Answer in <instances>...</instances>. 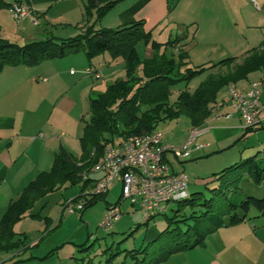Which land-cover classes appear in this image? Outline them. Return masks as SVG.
<instances>
[{
	"label": "crops",
	"instance_id": "crops-1",
	"mask_svg": "<svg viewBox=\"0 0 264 264\" xmlns=\"http://www.w3.org/2000/svg\"><path fill=\"white\" fill-rule=\"evenodd\" d=\"M12 1L14 0L8 2ZM15 2L28 8L30 15L19 21L15 20L17 27L11 28L8 25L10 21L7 15L0 12V32L3 38L23 45L49 38L47 36L51 37L53 33L48 29L53 25L78 27L83 19L82 13L86 0H15ZM236 2L241 3V0H124L100 20L98 27L115 28L142 20L144 29L150 31L152 36L156 30L159 31V34L165 33L167 39L165 37L164 41H159V43L164 44L170 40L180 39L175 42L176 46L173 48L175 50L183 48L187 55L195 50L201 54L211 53L213 50L215 52L220 46L222 47L219 53L221 58L238 57L232 52L239 47V39L232 38L228 33H225L233 28L236 30L238 28L237 19H243L241 17L242 6ZM243 2L251 4L249 0H243ZM259 2L264 3V0H259ZM237 6H241V8H237ZM226 13L229 17L225 16ZM26 23H31L38 33L32 32L33 35H31V30L28 28L30 26ZM173 24H189L193 27L194 32L188 50L187 46H184L187 43L183 44L181 41L185 37L171 39L170 32H166ZM73 32L75 35L79 33L76 29ZM207 36L208 38H206ZM145 54L146 58L153 55V50L149 45H145ZM104 55L101 54L88 60L82 52L62 59L45 60L35 66H5L0 72V219L6 212L9 203L16 200L26 186L39 173L51 168L54 154L60 147L65 148L75 157L78 155L74 154V144L75 142L79 144L84 124L89 118V99L102 92L96 91L98 86L96 79L107 80L109 82L106 84L107 86L116 80L125 79L122 59H114L110 54ZM224 68L214 69L203 75L205 77L209 74L217 75ZM88 69H92L94 73L89 74ZM263 72L264 70L254 72L256 77L252 79L250 75L253 73H251L246 79L236 84L224 86L217 93L216 100L225 98L230 87L248 90L253 83L261 82L260 87L264 90ZM68 77H75L73 86L67 87ZM106 85H103L104 89L107 87ZM261 101L264 103V91H261ZM221 113L222 115L230 114V117L218 118L210 114L198 127L200 133L194 144L191 145L190 157L202 158L214 154L223 156L225 151L248 137L249 140L242 143L240 147L242 154L234 155L236 160L238 158L240 160L245 152L244 148L264 143V125L260 129L246 133L242 120L233 112L231 106H225ZM192 128L189 125L188 129L183 132L181 141L177 144L165 141L162 134H160L161 140L166 145L182 147ZM248 133H252L254 138L250 140L251 135ZM252 140L253 143L250 144ZM202 145L205 147H201ZM167 157L172 162L174 169L176 163L181 165L187 162V160L176 162L170 155ZM114 181L120 184L119 180ZM63 188L66 187L60 189ZM62 198L63 201L58 200L55 203L56 206H59V211L53 221L42 210L48 202L47 194L34 203L23 219L25 221L37 220L38 224L43 223L44 230L49 225L59 227L60 223L57 217L65 202L64 194ZM120 201V199L114 203L105 201V207L107 208L111 204L119 205ZM129 206L132 211H136L130 202ZM81 213L79 218H81ZM37 214L38 218L32 217ZM64 214L70 213H62V215ZM261 225L264 226V223ZM13 230L16 233L26 234L25 230L16 229L15 226ZM255 230L247 222L217 229L206 236L203 245L174 253L159 264H239L237 253L243 240L242 233L256 235L257 231ZM33 247L34 245H31L29 248L33 249ZM49 252L47 253L49 254ZM9 256L7 255L6 258ZM46 256H32L26 261L43 260ZM5 259H0V264L5 262ZM254 260H252L253 264Z\"/></svg>",
	"mask_w": 264,
	"mask_h": 264
},
{
	"label": "trees",
	"instance_id": "trees-1",
	"mask_svg": "<svg viewBox=\"0 0 264 264\" xmlns=\"http://www.w3.org/2000/svg\"><path fill=\"white\" fill-rule=\"evenodd\" d=\"M123 1L86 0L80 32L73 37H49L19 45L2 38L0 34V72L5 66H35L45 60L62 59L79 52H83L88 60L104 53L114 59L121 58L125 72V79L114 81L103 92L89 99V118L79 140L80 157L60 147L54 154L51 168L39 173L19 197L9 203L0 219V253L13 252L17 255L31 246L26 245L25 235L16 233L13 227L46 194L78 185L80 194L71 201L82 202L83 210L103 199L105 194L90 198L83 195L86 188L94 185V179L84 180L82 174L90 172L107 146L129 136L151 133L160 121L176 118L180 114L189 118L193 128H198L210 115L211 104L217 101V93L224 86L236 84L249 74L264 70V41L240 58L228 57L208 67L189 68L185 67L187 63H183L187 52L182 49H178L176 57L167 56L164 52L159 54L162 46H176L175 42L180 39L164 44L156 42L151 32L144 29L142 20L114 29L98 27L100 20ZM10 5L0 0V9ZM139 42L150 46L152 57L139 60L135 49ZM223 67L233 69L225 74L207 75L192 92H180L174 105H169L168 94L174 85L183 82L186 86L193 78ZM260 128L262 126L248 128L245 132ZM213 176L218 184L209 190L207 197L200 192L193 193L191 198L188 196L178 201L177 208H170L171 216L161 214L167 223L159 236L165 237L163 242L155 243L156 240L139 249L123 250L125 258L130 257L132 264H159L174 253L203 245L206 236L217 229L244 222L252 208L264 214V154L257 152L240 159ZM240 179L249 181L262 195L244 193L238 187ZM186 205L193 209L189 214H180V207ZM62 216L61 213L59 221ZM155 216L148 217L143 224L146 225ZM32 217L38 218L39 215ZM172 223L176 225L170 229ZM86 245L87 241L78 246L79 252H86L85 257L76 259L80 261L78 264H92L88 257L90 246ZM117 254L118 251L112 253L108 261H112ZM18 262L21 261L17 260L14 264Z\"/></svg>",
	"mask_w": 264,
	"mask_h": 264
},
{
	"label": "rangeland",
	"instance_id": "rangeland-1",
	"mask_svg": "<svg viewBox=\"0 0 264 264\" xmlns=\"http://www.w3.org/2000/svg\"><path fill=\"white\" fill-rule=\"evenodd\" d=\"M3 1L10 4L15 2V0L12 2H8L10 0ZM257 1L259 2V0ZM236 3L242 6L241 17L243 19H237L238 28L236 30H234L235 28H233L227 30L225 33H228L232 38L239 39V47L235 48L232 54L241 57V55H243L246 50L257 46L260 41L264 39V24H262L264 22V11H255L249 2L248 4H245L243 0H241V3ZM259 4L263 5L264 3L259 2ZM241 6H237V8H241ZM0 12H3L7 15V18L10 21L8 25L11 28H14V26L17 27L16 21L10 14L9 7L1 8ZM83 15L84 9L82 16ZM225 16L229 17L227 13L225 14ZM26 24L30 26L28 28L31 30V35H33L32 32L38 33V30L35 29L31 23ZM80 25H78V27H64L61 25H53L48 29V31L53 33V37L57 39H64L75 36V32H73L74 29L80 32ZM166 32H170L171 39L175 37L183 39V37H185L181 41L183 44L187 43V45L184 46H187L188 50L189 46L191 45L190 41L192 38V33L194 32L193 27H191L189 24H173L167 29ZM39 33H41V31H39ZM165 37V33L159 34V31L156 30L152 36V39L156 42H159L164 41L163 39ZM206 38H208V36ZM8 41L15 43L13 40ZM221 48L222 47L218 46V49H216L215 52L213 50L212 52L210 51L211 53L208 52L206 54H201L198 50H195L192 53L188 54L186 59H183V63H187L185 67L189 68L214 64L220 59H223L219 55ZM135 49L138 54L139 60H144L146 58L145 44L139 42L135 46ZM163 52L167 56L173 55L174 57H176L178 54V49L175 50L172 46H162L159 50V54ZM104 54V56L108 55L107 53ZM237 62H241V59ZM232 69L233 67L224 68L221 69L219 73L225 74ZM94 76L97 77L96 74H94ZM250 76L252 79L256 77V74L253 73ZM204 77L205 75L195 77L186 86L183 82L174 85L170 89L168 94L169 105H174V102L176 101L177 96L180 92L185 90L192 91L193 88L196 87ZM74 78L75 77H68L67 87L74 85ZM96 82L98 83L96 91L99 92H103L105 90L103 88V85L109 83L104 79H96ZM259 89H261V91H264L260 86ZM190 124L191 123L189 118L184 114H180L176 118L166 121H160L154 131L162 134L165 141L177 144L181 141L183 132L188 129ZM248 135H251L250 140L254 138L252 133H248ZM248 140V137L241 140L233 148L225 151L223 156H221V154H214L210 157L208 156L202 158L191 156L189 157V160H187V162H184L181 165L179 163H176V168L174 170L183 171L189 177V198H191L190 196L196 192H200L205 197H207L209 195V190L214 188L218 184V182L214 180L215 176L213 175L222 170L224 167H227L232 163L238 161L239 158L236 160V157H234V155L242 154L240 153L242 152L240 150V147L242 143H245ZM252 143L253 140L250 144ZM74 145V154H78L76 157H80V145L78 144V142H75ZM174 147L178 148L177 146ZM244 151L245 152L242 156V159L243 157L246 158L257 153L258 151L259 155H263L264 143L255 146L253 145L250 147L248 146V148H244ZM84 174L85 173L82 174V178ZM238 187L242 189L244 193L258 197L262 195L261 191H258V189L254 187V185H252L245 179L239 180ZM92 188L93 186H89L88 188H86L83 191V195ZM63 194L65 202L71 201L80 194V188L78 185H74L47 194L48 202L42 210L44 211V213L48 214L51 217L49 218L52 219V221L56 218L57 212L59 211V206H56L57 204L55 203L58 200L63 201ZM119 199L121 200L119 205L122 212L120 218L112 223L110 229H102L100 227V222L103 219L106 209L105 201H111L112 203H114ZM177 207L178 202H173L170 204L171 209H175ZM192 209L193 207L191 206H181L180 214H189ZM166 215L171 216L172 212L169 211L166 213ZM60 221L59 227L56 226L54 229H52L54 225H49L46 230H44V224H38L39 222L37 220L25 221V219L22 218L21 220L17 221L14 224L16 229H23L26 231V245H34V247L33 249L29 248L27 250H24L17 255L13 252L9 254L0 253V259L3 258V260L7 255H10L2 264H14V262L17 260H20L21 262L15 264H78L80 261H77L76 259L85 257L86 255V252H79L78 245L85 243L86 241V246H90V248L88 249V257L91 259L92 264H132L130 257L125 258L124 252L121 251L139 249L156 240L157 242L155 243H160L161 241L163 242L165 237L163 236L162 238H159V236L161 235L162 230L167 226L166 220L162 215H156L154 218L150 219L146 225L143 224L144 219L142 214L138 211H132V208L129 206V202L121 197L120 184L117 181H113L111 182V184H109L108 192L106 195H104L103 199H100L92 206L86 208L81 213V218H79L78 213H70L64 214L61 217ZM244 222H247L252 226L253 229H256L255 231H257V234L252 235V233H250L245 235V233H242L243 240L240 243L241 247L239 248V252L237 253V256H239V264H253V259H255L254 264H264V226L261 225L264 223V215L260 214L256 209L252 208L247 214V218ZM56 224H58V222H56ZM175 225L176 223L170 224V229L175 227ZM178 226H180L181 228H185L182 223H178ZM155 243L154 245H156ZM117 251L118 254L115 257H112V261H108L110 255L112 253H116ZM47 252H49V254ZM43 255L48 256H46L43 260L32 259L28 262L26 261L32 256L37 257Z\"/></svg>",
	"mask_w": 264,
	"mask_h": 264
},
{
	"label": "built area",
	"instance_id": "built-area-1",
	"mask_svg": "<svg viewBox=\"0 0 264 264\" xmlns=\"http://www.w3.org/2000/svg\"><path fill=\"white\" fill-rule=\"evenodd\" d=\"M249 1L255 10L264 11V4H259L257 0ZM9 10L16 21L30 15V10L17 2L12 3ZM88 72L94 73L92 69H88ZM260 84L261 82L253 83L248 90L230 87L228 95L211 106L210 114L218 118H228L230 114L222 115L221 112L225 106H231L233 112L242 120L244 129L263 126L264 103L261 101ZM199 133V128L190 129L186 143L179 148L164 144L160 133L155 131L129 136L107 146L90 172L83 175L84 180L90 177L94 179L93 188L84 195L90 198L92 195L105 194L109 184L117 179L120 181L121 197L129 201L135 210L142 214L144 221L152 215L169 212L171 203L184 200L189 196V177L183 171H175L167 155L176 162L188 160L191 145L194 144ZM82 210V202L66 201L62 204L59 215L61 213L80 214ZM120 216L119 205H109L100 222V227L104 230L110 229L112 223Z\"/></svg>",
	"mask_w": 264,
	"mask_h": 264
}]
</instances>
